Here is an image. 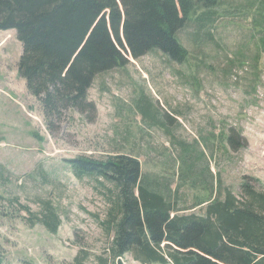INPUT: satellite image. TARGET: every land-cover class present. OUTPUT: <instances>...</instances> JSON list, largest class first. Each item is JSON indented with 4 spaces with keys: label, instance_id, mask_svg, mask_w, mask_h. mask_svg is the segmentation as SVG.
<instances>
[{
    "label": "rangeland",
    "instance_id": "374dc122",
    "mask_svg": "<svg viewBox=\"0 0 264 264\" xmlns=\"http://www.w3.org/2000/svg\"><path fill=\"white\" fill-rule=\"evenodd\" d=\"M202 12L179 33L186 62L159 50L129 55L127 66L95 78L97 113L68 109L55 129L19 73L16 30H0V163L9 172L0 188L35 212L51 201L62 220L54 234L0 215L4 264H69L81 250L90 264L110 257L117 188L77 178L70 160L80 156L137 157L145 181L180 210L173 214L203 215L206 205L196 202L223 198L227 188L239 196L244 177L264 187V0H218ZM123 262L144 264L133 252Z\"/></svg>",
    "mask_w": 264,
    "mask_h": 264
},
{
    "label": "trees",
    "instance_id": "16d2710c",
    "mask_svg": "<svg viewBox=\"0 0 264 264\" xmlns=\"http://www.w3.org/2000/svg\"><path fill=\"white\" fill-rule=\"evenodd\" d=\"M218 0H0V30H16L23 45L19 73L29 93L42 104L49 129L68 109L97 113L89 90L97 75L125 67L159 50L183 63L189 51L179 33L199 10L206 13ZM143 99V98H142ZM155 123V122H154ZM234 142L235 136L230 135ZM77 178L105 179L117 188L119 215H112L114 238L110 257L101 264H125L133 252L144 264H264V187L244 177L241 194L229 188L223 198L195 203L205 213L180 211L165 194L150 187L140 160L118 154L105 160L80 156L70 160ZM9 174L0 163V177ZM217 179V188L220 185ZM0 215L16 213L28 225L57 234L61 216L51 201L33 211L19 196L0 188ZM25 215L22 217V213ZM89 254L69 264H90ZM0 264H4L0 256ZM22 264H35L23 260Z\"/></svg>",
    "mask_w": 264,
    "mask_h": 264
}]
</instances>
